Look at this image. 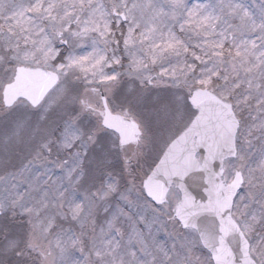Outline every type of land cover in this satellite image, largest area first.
<instances>
[{
	"label": "snow or ice",
	"instance_id": "obj_1",
	"mask_svg": "<svg viewBox=\"0 0 264 264\" xmlns=\"http://www.w3.org/2000/svg\"><path fill=\"white\" fill-rule=\"evenodd\" d=\"M0 264H264V0H0Z\"/></svg>",
	"mask_w": 264,
	"mask_h": 264
}]
</instances>
